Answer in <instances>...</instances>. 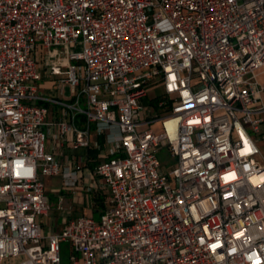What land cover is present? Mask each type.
I'll return each instance as SVG.
<instances>
[{
	"label": "built area",
	"instance_id": "obj_1",
	"mask_svg": "<svg viewBox=\"0 0 264 264\" xmlns=\"http://www.w3.org/2000/svg\"><path fill=\"white\" fill-rule=\"evenodd\" d=\"M262 75L264 0H0V264H62L64 243L71 264H264ZM68 142L106 153L104 210L45 236L43 178L75 190L87 167L63 165Z\"/></svg>",
	"mask_w": 264,
	"mask_h": 264
},
{
	"label": "crops",
	"instance_id": "obj_2",
	"mask_svg": "<svg viewBox=\"0 0 264 264\" xmlns=\"http://www.w3.org/2000/svg\"><path fill=\"white\" fill-rule=\"evenodd\" d=\"M50 79L52 78H49L47 76L44 77V79L41 81V86H40L41 90L53 98L64 100V99H60L59 97L54 96L53 93L56 94L57 92H59V94L61 95L59 89L56 87L52 90L53 92H51V94L48 93L49 91L47 92V89H46L47 85L45 81H50ZM70 93H71V98H72V91ZM64 101H67V100H64ZM43 105L48 107V109L50 110V114L48 116L49 120L58 118L59 107L48 104V103H45ZM78 125L80 128L83 126L82 118H80V120L78 121ZM92 140H93V143L97 141V138L95 135H93ZM98 140L101 144H103L102 138ZM52 145L53 144H52L51 139L48 140L47 147L51 148ZM105 155L106 153L104 151L97 149V147L94 144L89 150H81V149L76 150L73 148L71 142H68L64 145L63 150H62V155L60 157L63 165L66 164V161L73 160L72 166L73 168H75L77 161H74V158H77V157H83L84 159H87L88 162H87V167L83 169L82 171H80V182H79V185L75 188V190L66 189L64 187V179L62 176L43 178V181L46 185L47 194L54 193L58 197L59 201L61 197H63L64 199L63 210H59L58 206L56 209L59 212V215L60 216L62 215V218H63L61 225L59 227V230L53 233H50L48 235L57 234L63 231L66 224L73 217V214L75 213V211H80L85 216H94L95 213L101 214L103 212L104 210L103 196L97 192H89L88 187L92 184L94 168L97 166V164L100 162L101 159H105ZM59 201H58V205H59ZM51 213H52V209L50 208L49 213L44 216H41L40 218L42 219V217H49ZM43 234L45 235L44 230H43Z\"/></svg>",
	"mask_w": 264,
	"mask_h": 264
},
{
	"label": "rangeland",
	"instance_id": "obj_3",
	"mask_svg": "<svg viewBox=\"0 0 264 264\" xmlns=\"http://www.w3.org/2000/svg\"><path fill=\"white\" fill-rule=\"evenodd\" d=\"M80 50H81V46L79 45L75 51H80ZM45 54H46V51L43 49H40L38 51V59L41 60V56H44ZM47 71H49V70H47ZM59 79L60 78H52V79H50V81H45L46 85H47V88H46L47 92L49 91L48 93L51 94V92H53L52 90L55 87L58 89L63 87V85L59 82ZM260 82L264 86V75H262L260 77ZM40 86H41V83H40ZM64 90H65V93L63 96H61L59 94V92H57L56 94L55 93H53V94L55 97H59L60 99L70 100L71 99V93H70L71 88H70V86L65 85ZM163 95H164L163 85H156V86L150 87L148 89V97L142 100V106L145 108L147 107V108L151 109L152 107L156 106V102L154 103L153 100H156L157 98H162ZM162 112H163L162 109L158 110V113L160 115L162 114ZM153 128L155 130L159 131V130H161V124L155 123L153 125ZM258 146H259V149L261 152V161H262V163H264V139H261L258 142ZM157 157L159 158L162 166L165 167L166 170H168V171L174 169L176 164H177V160L172 157L171 151L169 148H165V149L158 151ZM81 192H82V190H81ZM48 195L50 198V207L52 209V213L49 217H42V219L39 218V221L42 223V228L44 230L45 236H48V234L59 230V227H60L62 219H63L62 215L60 216L59 212L56 210L57 206H58V201H59L58 197L54 193H49ZM82 215L83 214L80 211H75V213L73 214V217H79ZM93 218L96 221H99L100 220V214L95 213ZM71 255H72V252H71L70 244L64 243L62 245V259H63L62 264H71V262H70ZM22 260H23L22 258H19V259L9 258V259H6L5 264H19Z\"/></svg>",
	"mask_w": 264,
	"mask_h": 264
}]
</instances>
